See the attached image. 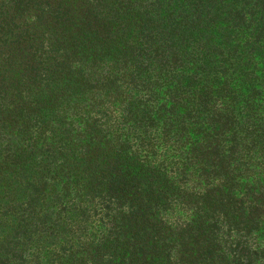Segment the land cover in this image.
<instances>
[{
    "label": "trees",
    "instance_id": "obj_1",
    "mask_svg": "<svg viewBox=\"0 0 264 264\" xmlns=\"http://www.w3.org/2000/svg\"><path fill=\"white\" fill-rule=\"evenodd\" d=\"M0 264H264V0H0Z\"/></svg>",
    "mask_w": 264,
    "mask_h": 264
},
{
    "label": "rangeland",
    "instance_id": "obj_2",
    "mask_svg": "<svg viewBox=\"0 0 264 264\" xmlns=\"http://www.w3.org/2000/svg\"><path fill=\"white\" fill-rule=\"evenodd\" d=\"M260 238H262V236H260Z\"/></svg>",
    "mask_w": 264,
    "mask_h": 264
}]
</instances>
